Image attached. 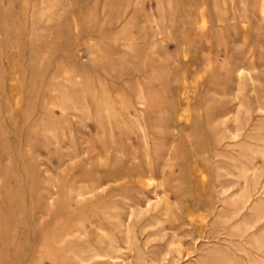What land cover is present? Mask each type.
I'll use <instances>...</instances> for the list:
<instances>
[{
  "label": "rangeland",
  "instance_id": "1",
  "mask_svg": "<svg viewBox=\"0 0 264 264\" xmlns=\"http://www.w3.org/2000/svg\"><path fill=\"white\" fill-rule=\"evenodd\" d=\"M0 264H264V0H0Z\"/></svg>",
  "mask_w": 264,
  "mask_h": 264
}]
</instances>
